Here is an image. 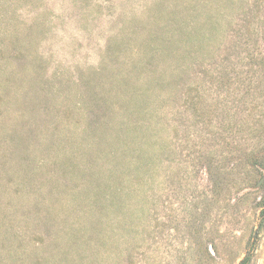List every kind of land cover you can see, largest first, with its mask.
Returning a JSON list of instances; mask_svg holds the SVG:
<instances>
[{"label":"rangeland","instance_id":"1","mask_svg":"<svg viewBox=\"0 0 264 264\" xmlns=\"http://www.w3.org/2000/svg\"><path fill=\"white\" fill-rule=\"evenodd\" d=\"M264 264V0H0V264Z\"/></svg>","mask_w":264,"mask_h":264},{"label":"trees","instance_id":"2","mask_svg":"<svg viewBox=\"0 0 264 264\" xmlns=\"http://www.w3.org/2000/svg\"><path fill=\"white\" fill-rule=\"evenodd\" d=\"M241 264H246V258L243 259Z\"/></svg>","mask_w":264,"mask_h":264}]
</instances>
